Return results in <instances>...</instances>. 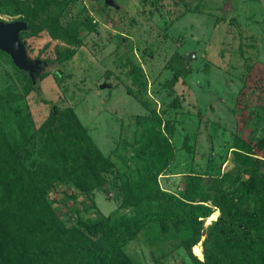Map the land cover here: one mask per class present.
Segmentation results:
<instances>
[{"label":"rangeland","instance_id":"obj_1","mask_svg":"<svg viewBox=\"0 0 264 264\" xmlns=\"http://www.w3.org/2000/svg\"><path fill=\"white\" fill-rule=\"evenodd\" d=\"M116 2L117 9L102 0H0V20L28 21L21 39L29 56L50 60L28 89L0 52V113L18 108L25 118L29 136L23 148L16 144L25 168L40 164V127L57 111L75 117L113 167L109 180L89 192L64 179L48 190L63 225L98 213L131 214L117 196L122 175L136 179L142 167L154 172L159 164L161 190L182 193L187 175L204 185L216 178L233 191L235 206L249 211L237 192L246 178L239 154L253 146L264 156L254 144L264 137V0ZM180 60L186 75L172 66ZM18 130L16 123L0 125V152L13 147ZM14 199L0 184V217L12 216ZM215 219H204V227ZM189 235L186 224L164 231L152 221L123 250L133 264H193L183 243ZM204 238L196 242L200 256Z\"/></svg>","mask_w":264,"mask_h":264},{"label":"trees","instance_id":"obj_2","mask_svg":"<svg viewBox=\"0 0 264 264\" xmlns=\"http://www.w3.org/2000/svg\"><path fill=\"white\" fill-rule=\"evenodd\" d=\"M42 60L50 63L49 59ZM185 64L180 60L172 66L177 74L184 71L186 75L182 70ZM15 69L28 80V89L36 86L25 71ZM18 110L0 113V125L16 123L19 128L13 149L0 152L3 193L8 201L16 199L12 216L0 217V241L6 236L8 243L0 264H133L123 248L152 221L164 231L181 223L189 227L190 235L183 243L193 264H264V156H257L255 147L239 154L246 178L237 192L240 203H250L249 211L236 207L233 191L222 188L216 178L204 185L199 177L187 175L182 193L161 190L156 176L164 165L159 164L154 172L142 167L136 179L122 175L123 192L118 190L117 196L124 207L132 208L131 214L78 217L74 226L67 227L50 205L48 190L64 179L89 192L109 180L112 164L90 142L75 117L52 111L39 131L42 144L37 155L41 162L34 169L25 168L26 156L18 153L16 144L21 148L29 134L21 126L25 118ZM3 139L4 135L0 143ZM254 144L264 148V137ZM215 209L218 218L204 227V219ZM233 224L245 228L244 234L235 231ZM203 234L200 256L196 250L200 242H196Z\"/></svg>","mask_w":264,"mask_h":264},{"label":"water","instance_id":"obj_3","mask_svg":"<svg viewBox=\"0 0 264 264\" xmlns=\"http://www.w3.org/2000/svg\"><path fill=\"white\" fill-rule=\"evenodd\" d=\"M106 5L118 8L116 0H103ZM28 29L27 22L23 19L13 21L0 20V50L7 53L13 64L25 71L32 82L37 81L40 73L46 68L48 62L39 57L31 58L27 52L26 45L23 43L20 33ZM189 58H193L191 53ZM101 88L107 86L106 83L99 85Z\"/></svg>","mask_w":264,"mask_h":264},{"label":"bare ground","instance_id":"obj_4","mask_svg":"<svg viewBox=\"0 0 264 264\" xmlns=\"http://www.w3.org/2000/svg\"><path fill=\"white\" fill-rule=\"evenodd\" d=\"M218 216V210L217 209H215L206 219H207V221H210V220H213V219H215L216 217ZM202 247H201V245H200V243H199V245H198V249H199V251H201L202 249H201Z\"/></svg>","mask_w":264,"mask_h":264},{"label":"flooded vegetation","instance_id":"obj_5","mask_svg":"<svg viewBox=\"0 0 264 264\" xmlns=\"http://www.w3.org/2000/svg\"><path fill=\"white\" fill-rule=\"evenodd\" d=\"M103 1V0H102ZM104 2V1H103ZM105 4V3H104ZM106 5V4H105Z\"/></svg>","mask_w":264,"mask_h":264}]
</instances>
